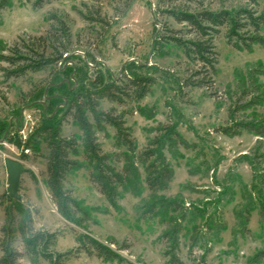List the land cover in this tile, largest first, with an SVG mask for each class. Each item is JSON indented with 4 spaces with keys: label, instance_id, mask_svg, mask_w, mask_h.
I'll list each match as a JSON object with an SVG mask.
<instances>
[{
    "label": "rangeland",
    "instance_id": "rangeland-1",
    "mask_svg": "<svg viewBox=\"0 0 264 264\" xmlns=\"http://www.w3.org/2000/svg\"><path fill=\"white\" fill-rule=\"evenodd\" d=\"M32 2L11 0L0 11V47L10 48L18 38L45 37L62 20L70 30L71 48L93 56L110 75H118L131 60L156 65L172 76L160 77L139 101L103 100L99 109L122 116L136 153L155 139L163 143L165 127L175 130L189 147L166 145L162 150L174 174L167 190L150 191L145 184L147 164L135 163L137 177L110 204L89 180L80 129L70 116L65 117L60 135L76 140L77 154L71 159L84 165L63 183L81 209L73 224L57 212L45 185V139L34 138L24 149L43 116L50 114L47 110L53 114L60 109L58 118L62 117L63 89L55 87L67 79L55 74V67L8 80L0 73V238L7 223L5 211L14 206L16 222L22 219L20 209L29 214L33 233L55 234L50 251H72L63 264H175V260L264 264V259L254 261L264 251V138L245 131L235 137L216 131L228 125V109L241 87L251 88V72L264 93V48L237 50L227 43L222 28L213 41L217 65L212 89L181 90L175 78H184L193 66L172 45L154 51L153 39L155 27L160 30L163 24L174 32L184 29L170 18L154 15L158 0H51L37 11ZM203 5L212 10L247 6L264 13V0H208ZM246 116L264 117V100L239 113L241 118ZM88 119L93 123L89 114ZM95 136L103 153L117 155L114 165L122 171L127 150L116 146L115 129L95 128ZM5 158L25 168L20 201L9 198ZM78 235L92 237L120 259L107 261L76 252ZM15 236V248L24 254L19 232ZM20 264L33 263L23 255ZM36 264L49 263L39 259Z\"/></svg>",
    "mask_w": 264,
    "mask_h": 264
},
{
    "label": "trees",
    "instance_id": "trees-1",
    "mask_svg": "<svg viewBox=\"0 0 264 264\" xmlns=\"http://www.w3.org/2000/svg\"><path fill=\"white\" fill-rule=\"evenodd\" d=\"M11 0H0V11L10 5ZM51 0H33L32 9L37 11ZM208 0H158L154 15L170 18L183 27L184 32H174L168 24L162 29L155 27L153 50L161 51L170 45L181 50L192 69L184 78H175L179 89L199 88L211 90L213 75L217 65L215 47L213 44L222 28L226 29L227 43L237 50L250 51L257 45L264 48V13H258L252 7H240L236 10H212L205 8L203 3ZM254 2V0H248ZM181 34V35H178ZM55 67V74L67 79L55 88L63 89L62 117L58 118L60 109L55 113L47 110L40 126L30 135L24 144L28 149L34 138H44L48 150L47 175L45 185L50 191L57 212L66 221L76 223L75 218L81 209L71 192L64 187L68 174L84 167L83 164L71 159L77 154V142L74 138L61 137V126L65 117L70 116L82 133L81 141L85 152L86 167L90 169L89 180L99 190L101 195L114 204L120 197V190L128 187L131 180L137 176L135 163L147 164L145 184L152 192L165 191L173 179V170L165 160L162 150L166 145L188 148V143L175 130L165 127V140H153L148 147L136 153L135 141L120 115H114L99 109L100 102L105 100L124 104L127 101H139L147 96L160 77H171L169 72L134 60L128 61L116 76L90 54H79L71 48L69 27L58 20L45 37L18 38L10 47H0V73L5 80L21 78L27 73H36ZM72 80V81H71ZM248 80L251 88L240 89L228 109V125L216 131L235 137L245 131L264 138V117H239V113L259 105L264 100L260 85L250 73ZM70 85V86H68ZM88 114L93 123H90ZM18 124V120L15 119ZM104 125L115 129V144L126 148V164L122 171L116 169L115 157L101 151L95 136V128L102 130ZM3 129L0 128V132ZM25 158L26 155H23ZM33 177V176H32ZM34 179V178H33ZM14 206L5 211L7 223L1 229L0 264H20L22 256L36 264L43 259L49 264H63L72 251L58 253L49 248L56 241L53 233H33L31 219L27 212L18 209L22 219L16 222L13 214ZM19 232L23 243L24 254L15 248L16 236ZM76 242L87 255H96L103 260H119L113 250L88 235H78ZM175 243L176 240L173 239ZM264 259V251L255 256L254 261ZM175 264H180L175 260Z\"/></svg>",
    "mask_w": 264,
    "mask_h": 264
},
{
    "label": "water",
    "instance_id": "water-1",
    "mask_svg": "<svg viewBox=\"0 0 264 264\" xmlns=\"http://www.w3.org/2000/svg\"><path fill=\"white\" fill-rule=\"evenodd\" d=\"M4 165L7 174V192L9 198L14 201H20L21 197L18 193L21 175L25 172L22 163L11 158L4 159Z\"/></svg>",
    "mask_w": 264,
    "mask_h": 264
}]
</instances>
